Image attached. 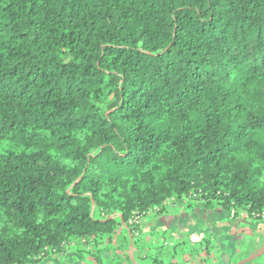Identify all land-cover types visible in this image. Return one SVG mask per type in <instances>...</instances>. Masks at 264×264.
<instances>
[{"label":"trees","instance_id":"obj_1","mask_svg":"<svg viewBox=\"0 0 264 264\" xmlns=\"http://www.w3.org/2000/svg\"><path fill=\"white\" fill-rule=\"evenodd\" d=\"M169 200L264 218V0H0V264H216Z\"/></svg>","mask_w":264,"mask_h":264},{"label":"rangeland","instance_id":"obj_2","mask_svg":"<svg viewBox=\"0 0 264 264\" xmlns=\"http://www.w3.org/2000/svg\"><path fill=\"white\" fill-rule=\"evenodd\" d=\"M202 212L203 214L197 217L196 214L185 210L183 201L169 200L163 208L152 209L141 217L134 216L128 224L141 223L140 229L143 235L163 229L173 240H179L186 235L193 243L204 236H211L215 240V248L218 251L216 264H238L259 254L264 248V218L261 222L251 224L244 212L232 220L230 218L233 215L224 211L206 213L209 211L204 210ZM116 241L123 246L126 253L129 252L126 234L117 235ZM131 251L134 255L133 248ZM77 259V255L70 253L69 250L57 258L44 260L40 264H83ZM140 263L149 264L147 260H142ZM87 264H94V262H90L87 257ZM245 264H264V253Z\"/></svg>","mask_w":264,"mask_h":264},{"label":"water","instance_id":"obj_3","mask_svg":"<svg viewBox=\"0 0 264 264\" xmlns=\"http://www.w3.org/2000/svg\"><path fill=\"white\" fill-rule=\"evenodd\" d=\"M130 246L132 247V243H131ZM263 253H264V248L262 249V251H261L259 254H256V255H254V256H251V257H249L248 259H246V260H244V261H242V262H240V263H238V264H245V263H247V262H250V261H252L253 259L260 257ZM130 256H131V259H132V262H133L134 259H133V252H132V251L130 252Z\"/></svg>","mask_w":264,"mask_h":264}]
</instances>
